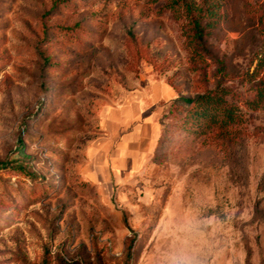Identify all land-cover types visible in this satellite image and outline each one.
<instances>
[{"label": "rangeland", "instance_id": "rangeland-1", "mask_svg": "<svg viewBox=\"0 0 264 264\" xmlns=\"http://www.w3.org/2000/svg\"><path fill=\"white\" fill-rule=\"evenodd\" d=\"M220 1L197 58L163 2L0 0V264H264V0ZM169 87L239 136L159 130Z\"/></svg>", "mask_w": 264, "mask_h": 264}, {"label": "trees", "instance_id": "trees-1", "mask_svg": "<svg viewBox=\"0 0 264 264\" xmlns=\"http://www.w3.org/2000/svg\"><path fill=\"white\" fill-rule=\"evenodd\" d=\"M147 3L163 2L161 10L169 11L182 24L185 43L193 57L203 58L209 54L206 39L224 18L220 0H145ZM264 19L262 15L261 20ZM254 75L264 69V39L256 55ZM175 96L171 98L168 111L162 116L159 130H172V123L164 126V120H175L187 134L203 136L209 133L235 139L239 136V125L244 122L240 107L226 96L224 89L215 88L194 96H183L171 87ZM264 102V87L257 93L256 105ZM163 125V130H162ZM21 152L22 142H19ZM6 166L0 161V168Z\"/></svg>", "mask_w": 264, "mask_h": 264}, {"label": "crops", "instance_id": "crops-1", "mask_svg": "<svg viewBox=\"0 0 264 264\" xmlns=\"http://www.w3.org/2000/svg\"><path fill=\"white\" fill-rule=\"evenodd\" d=\"M169 88L168 89H169L170 97L173 98L174 97V90L171 87H169Z\"/></svg>", "mask_w": 264, "mask_h": 264}]
</instances>
